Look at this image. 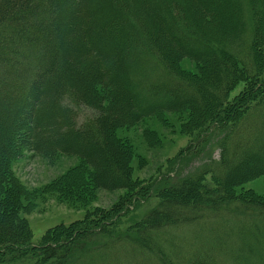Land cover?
<instances>
[{
    "label": "trees",
    "instance_id": "16d2710c",
    "mask_svg": "<svg viewBox=\"0 0 264 264\" xmlns=\"http://www.w3.org/2000/svg\"><path fill=\"white\" fill-rule=\"evenodd\" d=\"M82 108L91 113L79 121ZM169 112L186 113L182 132L197 142L215 139L219 158L133 193L117 130ZM25 152L79 160L45 192L83 202L127 190L128 200L34 245L30 192L13 171ZM261 176L264 0H0V263L264 264V196L236 191ZM152 190L157 204L120 229Z\"/></svg>",
    "mask_w": 264,
    "mask_h": 264
},
{
    "label": "rangeland",
    "instance_id": "374dc122",
    "mask_svg": "<svg viewBox=\"0 0 264 264\" xmlns=\"http://www.w3.org/2000/svg\"><path fill=\"white\" fill-rule=\"evenodd\" d=\"M179 69L185 73L196 72L195 63L183 59ZM91 111L80 110L79 121ZM186 119L185 112L163 113L145 118L141 122L117 130V135L131 148L132 178L135 181L136 193L142 187L154 185L156 190L170 180L180 179L198 170L204 163L217 161L219 149L215 139L210 137L204 144L193 134L182 132V123ZM76 157L58 155L48 160L38 155L25 152L13 164V171L20 182L30 192L22 198L25 209L22 215L26 218L33 233L32 244H37L44 232L57 225L69 224L82 218L88 210L108 211L116 206L124 205L128 200L127 190L107 192L99 190L90 193L89 199L81 201L77 197H67V194H52L43 189L51 185L57 178L63 177L69 170L77 167ZM252 190L256 195L264 196V177H258L237 187V193ZM153 195V196H151ZM155 192L138 194L139 200L131 211L120 219L119 228L137 222L148 210L158 202ZM14 256L15 260L0 264H32V258L27 255Z\"/></svg>",
    "mask_w": 264,
    "mask_h": 264
}]
</instances>
